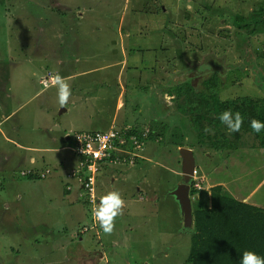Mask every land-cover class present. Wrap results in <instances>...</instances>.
I'll return each instance as SVG.
<instances>
[{"label":"rangeland","instance_id":"rangeland-1","mask_svg":"<svg viewBox=\"0 0 264 264\" xmlns=\"http://www.w3.org/2000/svg\"><path fill=\"white\" fill-rule=\"evenodd\" d=\"M259 4L264 0H0V264H83L82 252L92 264H183L193 222L183 229L169 193L181 182L180 147L191 148L195 158L192 212L210 206L214 185L264 208L259 136L243 125L229 132L218 123L216 130L205 118L202 130L213 131L201 135L188 112L200 96L192 100L185 89L190 84L200 93L203 82L218 76L213 92L220 101L264 95V26H254L264 17ZM243 17L250 20L248 29L239 26ZM60 41L61 51H53ZM95 65L101 72L71 78L74 70ZM47 73L52 82L40 84ZM56 73L72 90L64 108L57 103ZM105 128H127L126 136L134 134L141 146L121 145L114 152L133 147L144 159L120 172L103 168L87 179L89 189L83 180L69 179L68 185L66 177L78 164L66 148V139L74 141L69 134ZM172 132L185 144L175 146ZM206 135L218 138L216 147ZM61 153L48 184L18 173L19 164L29 166L30 155L54 161ZM136 179L148 181V188L140 183L135 191ZM113 190L136 193L127 197L108 235L91 210ZM104 250L107 256L99 257Z\"/></svg>","mask_w":264,"mask_h":264},{"label":"trees","instance_id":"trees-1","mask_svg":"<svg viewBox=\"0 0 264 264\" xmlns=\"http://www.w3.org/2000/svg\"><path fill=\"white\" fill-rule=\"evenodd\" d=\"M257 9L259 10L258 14H264L263 4H259ZM255 15L256 13H252L251 17ZM260 19V21H254V26H264V17L261 16ZM248 21L250 20L243 17L242 25L240 24L239 26L248 29L250 26L246 25ZM253 28L254 30L256 29L255 27ZM215 78L213 82L209 81V79L203 82L205 90L200 93L194 90L193 85L189 84L188 87L185 86L187 96H193L192 100H198L197 95L200 96L197 105L193 104L188 112L192 116L190 120L191 122L194 121V127L200 128L201 135L204 134L202 130V128H205L202 125L204 118L206 119V126L218 130V123L220 121L217 117L224 110H231L233 113L240 112L244 117L243 126L248 131H252L249 126L251 119L264 122V95L256 98L245 96L229 101H220L215 95L216 93L213 92L218 85V76ZM173 94L174 99L178 101L177 97L179 93ZM174 103L177 105V102ZM198 109L199 112H197ZM144 123H140V127ZM133 131L135 134H139L138 131ZM151 133L152 130L148 132V138L152 136ZM257 135L259 136V144L264 148V131L257 133ZM170 136L176 140L175 146H177L178 142H184L181 137L174 136L173 132ZM206 137L208 138V145L210 144L212 147L217 146L216 142L218 138L216 136L210 138L206 135ZM222 142L223 147L226 141L222 139ZM74 156L78 161L76 153H74ZM119 156L127 155L123 154ZM107 166L109 165L105 163L100 164L98 173ZM81 178L83 179L85 176ZM193 194L194 190L190 189L189 195ZM210 195L211 203L208 208H195L192 212L193 227L190 234V247L183 264H239L240 256L244 250L254 251L264 257V208L244 202L242 199L225 195L221 191V185L212 186Z\"/></svg>","mask_w":264,"mask_h":264},{"label":"clouds","instance_id":"clouds-1","mask_svg":"<svg viewBox=\"0 0 264 264\" xmlns=\"http://www.w3.org/2000/svg\"><path fill=\"white\" fill-rule=\"evenodd\" d=\"M46 75L49 76L47 73L45 74L44 77H47ZM53 83L57 89V92H56L57 103L60 108H64L68 104L72 96L71 86L64 77L59 75V73H56L54 75ZM217 119L220 121L222 125H224L227 128L229 132H239L244 123V117L238 111L233 113L231 110H224L218 115ZM249 126L252 129V131L255 133H260L261 131H264V122H261L260 120H257V119H251L249 121ZM99 131H109V129L99 130ZM204 131L206 133H211L213 130L206 128ZM69 135L71 136V134ZM70 139L69 140L67 139V140L70 142ZM69 146L70 144L68 145V149L70 152H72ZM138 157H141V155L137 154L134 156L133 163L135 162V159H138ZM105 164H117V163L106 162ZM119 164L127 165V164H121V163ZM128 165H131V164L128 163ZM18 173L20 176L30 178V180H34V178L43 180L48 177L50 178L51 175L54 173V170L51 169V167H41L40 168L39 165L32 163V165L30 166L19 168ZM63 173L65 172L63 171ZM41 174H42V177L39 178ZM66 178L68 179V182H67L68 185H69V179L76 180V181L83 180V182L86 181V179H81L80 177H77V176H69V174ZM64 193L69 194L70 190L66 189ZM124 205H125V201L122 198L121 193L116 190L108 191L105 194H102L98 197V203L95 204V206L92 208L91 211H92L94 220L98 224L99 228L105 234L111 235L112 232L114 231L115 220L118 216L123 214ZM83 226L84 228L89 229V223L88 225H83ZM82 254L83 255H81L80 258L82 259V262L84 264V261H85L84 258L86 256L88 257L90 256L86 255L83 252ZM89 260H90V264H92L91 258H89ZM239 264H264V257L258 255L254 251L244 250L240 256Z\"/></svg>","mask_w":264,"mask_h":264},{"label":"built area","instance_id":"built-area-1","mask_svg":"<svg viewBox=\"0 0 264 264\" xmlns=\"http://www.w3.org/2000/svg\"><path fill=\"white\" fill-rule=\"evenodd\" d=\"M46 79V81H41L42 85L52 82L50 81L52 79L50 76H47ZM126 129L124 128L123 132H121V130H92L72 133L71 136L74 141H70L69 147L76 153L79 160L77 166L71 169L72 174L69 173V176H77L80 178L85 176V178H83L86 179L84 186L89 189V182H87V179L91 181L92 178L97 175L100 164L106 162L132 164L134 156L137 155L130 149L133 147H123V149L125 148L126 150L123 153L128 156H119L114 152V150H121V145L136 146L138 148L141 146V141H137L134 134L129 137L126 136Z\"/></svg>","mask_w":264,"mask_h":264},{"label":"crops","instance_id":"crops-1","mask_svg":"<svg viewBox=\"0 0 264 264\" xmlns=\"http://www.w3.org/2000/svg\"><path fill=\"white\" fill-rule=\"evenodd\" d=\"M56 22H61V23H63L61 20H58V19H54ZM65 23H67V24H70L71 25V23H70V21H66ZM70 28H71V26H70ZM61 41L57 44V47H58V49L56 50L55 48H53V51H61V49H62V46H61ZM59 48H60V50H59ZM110 65V64H109ZM107 66V65H106ZM106 66H103L102 68H104V67H106ZM66 70V69H65ZM98 73V72H101V66H99V65H95V66H93V67H91L90 69H87V70H83V69H79V70H77V72L74 70V74L71 76V78L72 77H76V79H82V80H84L85 78H87V76L89 75V74H91V73ZM86 73H87V75H86ZM68 76V75H67ZM81 80V81H82ZM115 84H116V81H115ZM117 89L119 90V92H118V94L120 93L121 95H123V93H122V91H123V89L120 87V85L118 84L117 85ZM126 123V122H125ZM107 128V127H106ZM105 128V129H106ZM104 129V130H105ZM100 130H103V129H100ZM82 131H84V130H82ZM86 131H92V130H86ZM0 135H2V134H0ZM65 135H66V133H65ZM65 138H67V136H65ZM55 139V137L53 138V139H51V141H53ZM67 140V139H66ZM69 140V139H68ZM62 148L63 147H61V148H53V147H51V148H49L48 147V149L49 150H52V151H58V150H62ZM66 148H68L67 146H66ZM121 153H123V152H121ZM116 154H118L119 155V153H116ZM61 155H62V153L60 154V157H61ZM120 155H123V154H120ZM138 155H141V153H139ZM145 156V155H144ZM144 156H142L141 155V157H138V159H135V162L133 163V164H131V165H120V164H108L109 165V167L108 168H114V166H116L118 169V171L120 172V169H119V167H122V166H125V167H123V168H127V167H133V166H135V165H137L138 163V160H143L144 158ZM35 159V164H37V165H39V167L41 168V167H56V165H59L60 166V164H62V161H63V158L61 157V159L60 160H55L54 159V161H47V160H45L43 157H37V156H34V155H30V157H29V166L30 165H32V161H30V160H34ZM22 167H24V165H21V164H19L18 166H17V168H22ZM112 170V169H111ZM116 170V169H115ZM112 171H114V170H112ZM47 179H49V180H47ZM43 180H46L47 181V184L48 183H50V182H52L53 180H54V177L53 176H51L50 178L48 177V178H45V179H43ZM57 180L59 181V179L57 178ZM140 183L141 184H146L145 186L148 188V181H144V183L141 181V180H139V179H136L135 180V182L132 184V187L131 188H133L134 186V189L136 188V190L135 191H137V190H141V187H140ZM138 184V185H137ZM125 185V184H124ZM133 192V191H131V192H128V193H130L131 195H134L136 192ZM124 194H126L127 192H123ZM123 195V194H121L123 197H124V201H125V208H126V204L127 203H129V200L130 199H128L127 200V197H129V196H131V195ZM140 195V194H139ZM132 197H134V196H132ZM132 211H137V210H132ZM131 226H126V227H124V228H130ZM124 228H122V227H118L117 228V231H119V232H121ZM119 238H121V236H119ZM117 241L119 242V243H121V241L118 239V237H117ZM103 256H107L106 255V251L104 250V252L102 253V254H100L99 255V257H103ZM91 258V257H90ZM91 261L93 262V258H91Z\"/></svg>","mask_w":264,"mask_h":264},{"label":"water","instance_id":"water-1","mask_svg":"<svg viewBox=\"0 0 264 264\" xmlns=\"http://www.w3.org/2000/svg\"><path fill=\"white\" fill-rule=\"evenodd\" d=\"M179 153L182 157L181 162V182L178 183L169 193L178 202L181 214L184 219V227H189L192 222L191 198L189 195V181L193 173L195 158L191 148L180 147Z\"/></svg>","mask_w":264,"mask_h":264}]
</instances>
